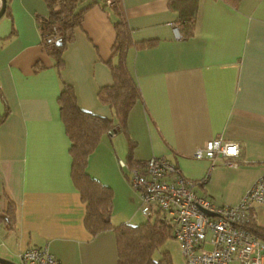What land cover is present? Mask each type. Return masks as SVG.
Here are the masks:
<instances>
[{"label":"crops","instance_id":"1","mask_svg":"<svg viewBox=\"0 0 264 264\" xmlns=\"http://www.w3.org/2000/svg\"><path fill=\"white\" fill-rule=\"evenodd\" d=\"M169 1L99 0L106 9L117 5L133 40L154 41L125 56L142 96L128 112L127 135L116 126L87 158V173L113 190L108 217L115 225L134 222L132 203L141 212L130 170L119 161L164 157L199 182L198 195L221 205L236 204L264 173V0H198L187 39L175 36L177 11ZM99 2L74 30L58 73L42 46L45 2L6 0L10 15L0 17V116L8 109L0 122L1 258L19 263L23 250L46 247L59 264H117L113 229L91 234L85 226L86 203L71 178L70 141L57 102L64 82L79 108L113 116L97 92L112 81L107 62L116 59L115 15ZM212 138L238 142L237 166L193 158ZM251 218L264 227V204L251 208Z\"/></svg>","mask_w":264,"mask_h":264},{"label":"trees","instance_id":"2","mask_svg":"<svg viewBox=\"0 0 264 264\" xmlns=\"http://www.w3.org/2000/svg\"><path fill=\"white\" fill-rule=\"evenodd\" d=\"M43 1L48 9V15L43 18L41 24L42 46L45 52L53 58L54 65L60 73L63 68L61 56L68 44L73 41L74 30L81 25L86 10L98 3L99 0H92L84 6H80V4L85 0ZM100 5L106 12L111 10L115 15L113 57L116 59L107 62L112 81L108 85L99 87L97 92L99 101L109 106L113 116L103 117L79 108L72 86L62 83L57 102L60 118L70 141L71 178L82 201L86 203L84 219L86 228L91 234L110 228L115 232L117 264H173L172 255L168 250L160 251L157 258L154 256L160 246L168 238L173 237L171 226L164 222L159 213L155 215L153 221L149 218L137 224L126 222L112 224L108 216L113 206V190L91 177L86 171L87 158L95 150L104 134H108L118 126L127 135L125 129L128 112L142 97L141 91L126 65L125 56L128 49L131 47L145 48L154 42L133 40L131 29L118 11L117 5L112 3L108 9H106L105 3ZM197 5L198 0L169 1V6L177 11V19L173 24L180 34V39H187L193 34ZM4 13L10 15L7 6ZM7 113L8 109L5 108L4 113L0 116V122ZM130 146H132V142H130ZM127 163L135 162L128 158ZM3 211L4 215H10L8 210ZM249 228L264 241V227L257 226L252 219Z\"/></svg>","mask_w":264,"mask_h":264},{"label":"built area","instance_id":"3","mask_svg":"<svg viewBox=\"0 0 264 264\" xmlns=\"http://www.w3.org/2000/svg\"><path fill=\"white\" fill-rule=\"evenodd\" d=\"M109 2V1H107ZM177 38L180 34L174 28ZM195 159L211 164L223 159L237 166L239 144L212 138L197 147ZM130 170L128 182L139 192L140 211L159 213L181 244L185 264H264V241L249 228L251 208L264 204V173L234 205L216 204L195 191L198 182L185 177L179 167L164 157L152 156L141 164L119 161ZM19 264H59L46 247H29L19 254Z\"/></svg>","mask_w":264,"mask_h":264},{"label":"rangeland","instance_id":"4","mask_svg":"<svg viewBox=\"0 0 264 264\" xmlns=\"http://www.w3.org/2000/svg\"><path fill=\"white\" fill-rule=\"evenodd\" d=\"M131 186V185H130ZM132 188V187H131ZM132 190H134L132 188ZM135 191V190H134ZM137 192V191H135ZM139 193V192H137ZM134 213L136 214V217L134 220V222H132V224H137L140 222H144L146 221V216H144L141 212L139 213V205L138 204H134ZM155 218V216L153 215L150 219L151 221H153ZM163 250H168L170 252V254L172 255V260H173V264H185L184 262V258L182 256V251H181V244L174 238H168L161 246L160 248L155 252V258L159 257V252L163 251Z\"/></svg>","mask_w":264,"mask_h":264},{"label":"water","instance_id":"5","mask_svg":"<svg viewBox=\"0 0 264 264\" xmlns=\"http://www.w3.org/2000/svg\"><path fill=\"white\" fill-rule=\"evenodd\" d=\"M6 8V0H1V6H0V17L4 14ZM119 130V128H117ZM0 264H19L4 258L0 257Z\"/></svg>","mask_w":264,"mask_h":264}]
</instances>
